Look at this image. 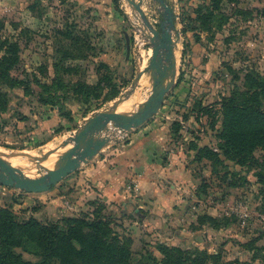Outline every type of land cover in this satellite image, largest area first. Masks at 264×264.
I'll return each mask as SVG.
<instances>
[{"label": "rangeland", "instance_id": "rangeland-1", "mask_svg": "<svg viewBox=\"0 0 264 264\" xmlns=\"http://www.w3.org/2000/svg\"><path fill=\"white\" fill-rule=\"evenodd\" d=\"M169 3L177 17L174 34H180L177 83L145 127L169 133L168 148L177 151L188 173L186 190L178 191L182 216L149 228V210L113 206L99 196L86 202L88 179L79 185L71 181L86 164L45 192L0 185V208L11 210L19 222L34 218L59 224L61 231L68 229L69 218L108 221L109 232H81L125 248L121 264H162L161 244L188 250L192 257L207 251L213 256L203 264H264V149L256 145L226 156L220 137L223 102L251 98L264 111V0ZM143 8L158 29L160 3L144 0ZM142 28L127 0H0V56L6 41L18 42L19 62L10 74L22 80L18 87L0 82V151L43 156L93 112L111 106L149 64L152 50ZM143 78L146 86L137 89L143 94H136L141 98L126 110L148 97L150 77ZM130 140L115 138L118 143L111 144L120 149ZM204 147L219 157L202 154ZM9 159L24 168L33 165L27 156ZM12 251L32 263L43 258L31 240ZM52 264L60 262L54 258Z\"/></svg>", "mask_w": 264, "mask_h": 264}, {"label": "trees", "instance_id": "trees-1", "mask_svg": "<svg viewBox=\"0 0 264 264\" xmlns=\"http://www.w3.org/2000/svg\"><path fill=\"white\" fill-rule=\"evenodd\" d=\"M2 47L4 52L0 56V82L11 87L21 86L22 80L10 74V70L19 62V44L6 41ZM222 105L225 113L220 137L225 142L224 155L231 156L234 151L237 154L256 145L264 149V111L254 99L247 98L241 102L231 99ZM200 151L202 154L206 151L209 157H219L208 147ZM261 179L264 183V177L261 176ZM66 225L68 229L61 231L58 230L59 224L46 225L34 218L19 222L11 210L0 208V264H52L54 258L60 264H121L126 261L125 248L118 244H108L91 233L84 235L81 232L85 228L109 232L111 229L108 221L99 219L87 222L85 219L69 218ZM26 240L37 243L43 256L41 262L25 261L13 253V247L21 246ZM158 250L163 256L162 264H187L188 260L194 264H203L213 256L207 251L198 250V256L192 257L190 251L167 244H161Z\"/></svg>", "mask_w": 264, "mask_h": 264}, {"label": "water", "instance_id": "water-1", "mask_svg": "<svg viewBox=\"0 0 264 264\" xmlns=\"http://www.w3.org/2000/svg\"><path fill=\"white\" fill-rule=\"evenodd\" d=\"M132 9L139 13L148 35L152 54L149 64L133 79L131 86L111 106L100 109L88 116L76 132L65 138L43 156L33 157L28 152L4 153L0 151V185L19 189L28 193L45 192L64 178L74 173L83 164L94 160L114 139V129L132 131L140 128L160 112L167 94L177 83V56L179 33L176 28V14L169 0H154L162 8V21L155 28L144 11V0H127ZM144 74L150 77L151 90L148 97L137 104L136 109L118 111L119 106L136 92ZM71 145V146H70ZM65 149V150H63ZM63 150L62 152H60ZM59 152L52 168H43L54 153ZM27 156L34 165L40 167L41 174L27 175L6 157Z\"/></svg>", "mask_w": 264, "mask_h": 264}, {"label": "crops", "instance_id": "crops-1", "mask_svg": "<svg viewBox=\"0 0 264 264\" xmlns=\"http://www.w3.org/2000/svg\"><path fill=\"white\" fill-rule=\"evenodd\" d=\"M145 125L131 131V140L123 148L113 147L111 143L117 141L110 142L86 164L84 173L71 181L79 185L88 179L84 189L86 202L99 196L106 203H114L113 206L122 204L124 208L149 210L150 219L145 222L153 228L162 220L182 216L184 198L178 191L183 194L186 190L184 181L188 173L178 162L177 151L168 148L169 133L150 131ZM165 150L169 151L167 157ZM107 151L109 154L102 157Z\"/></svg>", "mask_w": 264, "mask_h": 264}, {"label": "bare ground", "instance_id": "bare-ground-1", "mask_svg": "<svg viewBox=\"0 0 264 264\" xmlns=\"http://www.w3.org/2000/svg\"><path fill=\"white\" fill-rule=\"evenodd\" d=\"M143 34L146 36V38L148 37V35H150L149 32L146 33V30H145V29H144ZM140 70H142V69H140ZM139 85H141V86H146L143 77H142V79H141ZM138 88H139V87H138ZM144 88H145V87H144ZM137 91H138V90H136V92L131 96V98H129L128 100L124 101V102L119 106L118 111L126 110V109L128 108L129 105H132L131 102H133V101L138 100L139 98H141V94H139V95H140V96H138L139 98L137 97L138 99H136V94L138 95ZM138 92H139V93H142V92L140 91V89H139ZM142 94H143V93H142ZM139 101H141V100H139ZM129 107H130V106H129ZM70 146H71V145H70ZM63 150H65V149H63ZM63 150H61L60 152H62ZM58 154H59V152L54 153L48 161L44 162L43 165H42L43 168H45V169L52 168V166L54 165V162H55V160H56ZM6 159H7L8 162H11L10 159H9L8 157H6ZM22 159H23V158H22ZM22 159H21V160H22ZM19 161H20V160H19ZM24 162H26V161H24ZM28 162H29V161H28ZM11 163H13V162H11ZM15 163H16V165H17L18 167H20V168H21V169H22L27 175H29V176L36 177V176H39V175L41 174L40 172H41L42 169H41L40 167H38L37 165H34V164H33L31 168L28 169L27 167H25V168H26V169H25L23 166H27L26 164L22 165V164L18 163V161L15 162ZM26 163H27V162H26ZM27 164L30 165V163H27ZM29 165H28V166H29Z\"/></svg>", "mask_w": 264, "mask_h": 264}, {"label": "built area", "instance_id": "built-area-1", "mask_svg": "<svg viewBox=\"0 0 264 264\" xmlns=\"http://www.w3.org/2000/svg\"><path fill=\"white\" fill-rule=\"evenodd\" d=\"M114 131H115L114 139L117 138V141L126 140L131 132V131L120 130V129H114Z\"/></svg>", "mask_w": 264, "mask_h": 264}]
</instances>
